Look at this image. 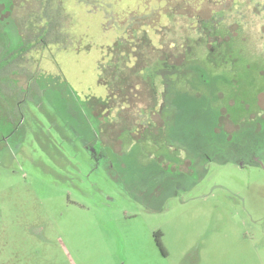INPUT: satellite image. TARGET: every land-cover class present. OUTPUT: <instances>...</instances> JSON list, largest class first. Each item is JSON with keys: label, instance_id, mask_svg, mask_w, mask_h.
I'll return each mask as SVG.
<instances>
[{"label": "rangeland", "instance_id": "obj_1", "mask_svg": "<svg viewBox=\"0 0 264 264\" xmlns=\"http://www.w3.org/2000/svg\"><path fill=\"white\" fill-rule=\"evenodd\" d=\"M16 21L0 264H264V0H0V56Z\"/></svg>", "mask_w": 264, "mask_h": 264}, {"label": "trees", "instance_id": "obj_2", "mask_svg": "<svg viewBox=\"0 0 264 264\" xmlns=\"http://www.w3.org/2000/svg\"><path fill=\"white\" fill-rule=\"evenodd\" d=\"M8 14L9 13H7L6 16ZM199 21L202 22L201 20H199ZM205 22L206 23H208V22L213 23V22H215V20L209 19V20H206ZM203 23H204V21H203ZM18 25H19V26H17L19 29L18 32H19V34H21L22 42L20 43V45L15 50L13 49L9 53H6L7 55L5 54L3 56H0V99H3V97L5 96V93H6L5 89L7 90V92H9V90H11L12 91L11 94L13 96L16 94L21 95L25 92L27 93V91L29 92L28 94H31V93L35 94L39 91L38 86L31 79L32 75L30 74L29 70L27 69V65H26L27 64L26 62L28 60L26 58V55H27L28 51L30 50V48L32 47L31 44L29 47H26V43L31 41V33H30V30L26 27L27 26L26 23L24 24V26H23V24L21 25L20 23H18ZM22 26H23V28H22ZM52 35L55 36V34H52ZM52 35H49V32L46 31L43 39L39 40L40 42L35 43L34 46H36V47L37 46H44L46 43H51V41L53 40L51 38ZM0 52H1V50H0ZM12 76L13 77H16V76L25 77L26 83H27L26 88H22V87L17 86V82H15L11 78ZM159 236H160L159 233L153 234V238L155 239V242L160 245V241L158 240ZM160 247H161V245H160Z\"/></svg>", "mask_w": 264, "mask_h": 264}, {"label": "flooded vegetation", "instance_id": "obj_3", "mask_svg": "<svg viewBox=\"0 0 264 264\" xmlns=\"http://www.w3.org/2000/svg\"><path fill=\"white\" fill-rule=\"evenodd\" d=\"M9 98H10L9 95L7 93H5V97L3 99H5V101L7 102V103H5V108L6 109H7V104L9 105V103H8ZM13 105H15V106H14V112L13 111L12 112L16 115L15 110H16V108H19L20 102L18 101L17 103H14ZM5 112H6V110H5ZM83 147H84L85 151L88 152V154L90 155V157L91 158H94L96 162L97 161L98 162L99 161H102L104 159V156L102 155V152H99V151H97V150H95L93 148V143L92 142H87L86 144H84Z\"/></svg>", "mask_w": 264, "mask_h": 264}]
</instances>
